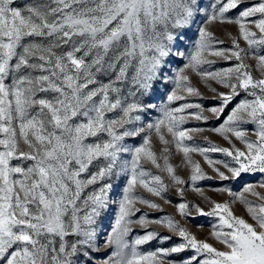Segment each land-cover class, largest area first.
Wrapping results in <instances>:
<instances>
[{
    "label": "snow or ice",
    "instance_id": "obj_1",
    "mask_svg": "<svg viewBox=\"0 0 264 264\" xmlns=\"http://www.w3.org/2000/svg\"><path fill=\"white\" fill-rule=\"evenodd\" d=\"M0 264H264V0H0Z\"/></svg>",
    "mask_w": 264,
    "mask_h": 264
},
{
    "label": "rangeland",
    "instance_id": "obj_2",
    "mask_svg": "<svg viewBox=\"0 0 264 264\" xmlns=\"http://www.w3.org/2000/svg\"><path fill=\"white\" fill-rule=\"evenodd\" d=\"M241 7H243V5ZM211 30H213L219 38L225 40V46H230V41L227 39L225 33L226 32H231L233 34H236V28H235V26H232V25H219V24H216V25H212L211 26ZM191 35H192V37L194 39L195 38L194 32L191 33ZM241 46L242 47H246V45H244L243 41H241ZM248 62L249 63H254L250 59H249ZM177 63H180V62L178 61ZM217 66L220 67V66H226V65L224 64V62H218ZM102 79H104V78L102 77ZM193 83L194 84L198 83V79L196 77H193ZM198 86H200L201 90L205 93V98L202 99V100H199L198 102L203 104L205 107H208V106H211V105L215 104L216 101L211 99V93H209L206 89H204L202 85H198ZM221 90H223V89H221ZM160 92L163 93V89H160ZM242 97H243V93L241 94V97L237 98V100L242 98ZM235 102L236 101H234L233 105H230L229 109L226 110L225 116L228 114V111H230L231 107L234 106ZM217 123H219V122L213 120L210 124L201 125V126H203V127H211V126H215ZM189 126H192V125H189ZM248 127L251 128L252 126L249 125ZM203 136H208L209 140H211L212 142H214L216 144H219L220 146H227L226 142H224L220 137L216 136L214 133H211V132H205L202 135H197L196 138H195L196 142L201 144V145H204L205 142L203 140ZM129 143H139V140H134V141L130 140ZM237 145L240 146L238 144V142H237ZM154 146L156 147L157 150L160 147L158 142H156ZM210 155L213 158H215V159H224L225 158L220 153H211ZM194 158L199 160L201 165H202V167L204 168V170L206 172H208L209 174H211V170L204 163L202 157L194 156ZM180 160H181V157L174 153L173 158L171 159V163L173 165H179L180 164ZM148 167H150V166H148ZM152 171L155 172L156 170L152 169ZM177 173L179 175H181V176L186 178L187 175H188V170L186 168L179 167L177 169ZM258 179H259V174H257L256 176L245 175L241 180H239L237 182H233L232 186H233V188L235 190H239V188L243 185V183L245 181L254 182V181L258 180ZM200 184H201V187L207 188L208 186H216L217 182H215V181H202V182H200ZM143 194L146 195V196L148 195L146 193H143ZM168 195H169V198L172 200L173 203L177 202L178 198L175 196L174 190H170ZM209 195H212L214 199H223V197H221V196H219L217 194H214V193H209ZM148 198L149 199H156V198L151 197V196H148ZM186 199H188L190 201L199 202V198L196 196L195 193H193L191 191L186 192ZM156 202L161 204V206L163 208V212H155V211H152L151 209L145 208L142 205H138V206L141 207L142 211L148 212L150 217H158V216H161L163 214H170V215L175 216L177 219H179V216L176 214L175 209L172 206L165 205V204H163L162 201H160L158 199H156ZM234 208H235V212H236L237 215L244 214V209H243V207L241 205L237 204V205L234 206ZM114 218H115V209H113L111 212L108 213V219L106 221V229L111 227V223L114 220ZM245 218H247V217H245ZM195 223L205 224L204 230L203 231H199L197 234H198L199 238H201V239L208 238V229H207V220H206V218H197ZM149 227L151 229H153V230L158 231L162 236H171L172 235L171 233H169L168 231H166L165 229H163V228H161L159 226L150 225ZM192 230L196 231L195 228H193ZM136 233L142 234V230L138 226H134L133 235H135ZM172 242H177V238L175 236L172 237V241L171 242L165 243L163 245H161L158 240H153V241L149 242L148 244L143 245L142 246V250L143 251H148V250H154L157 247H170ZM208 242L214 244V246L219 247V245L216 244V242L213 241L211 238H208ZM94 255L96 256L97 260H99V259H101L102 257H104L106 255V252L101 250L99 253H95ZM186 255H188V253H182V254L174 255L172 257V259H180V258H182L183 256H186Z\"/></svg>",
    "mask_w": 264,
    "mask_h": 264
}]
</instances>
